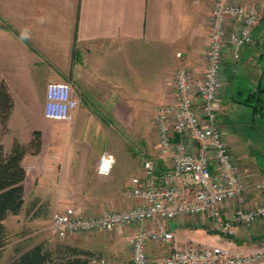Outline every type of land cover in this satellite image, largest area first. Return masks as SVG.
I'll return each mask as SVG.
<instances>
[{
    "label": "crops",
    "instance_id": "crops-1",
    "mask_svg": "<svg viewBox=\"0 0 264 264\" xmlns=\"http://www.w3.org/2000/svg\"><path fill=\"white\" fill-rule=\"evenodd\" d=\"M215 1L0 0V84H7L14 102L1 141L7 151L15 140L28 146L35 131L42 141L39 152L28 150L23 157L24 203L18 214L4 220L7 227L14 229L9 218L19 219L23 212L36 226L66 202L100 212L138 202L126 192L133 177H147L144 161L153 159L157 174L169 165L159 145L156 108L175 100L180 68L205 69ZM235 60L227 55L226 69ZM63 81L71 83L79 104L70 119L48 118L47 86ZM91 126L102 137L89 139ZM126 132L131 138H124ZM105 152L114 155L115 163L109 175L101 176L97 166ZM242 167L247 178L263 181ZM263 196L264 191H255L248 205ZM262 222L237 226L234 236L215 229L203 215H184L171 226L181 245L197 241L248 251L264 244L248 243L252 235L263 236ZM136 230L123 226L92 236L70 235L65 242L100 251L112 264H128ZM41 241L36 236L19 245ZM149 251L158 261L167 256L158 245Z\"/></svg>",
    "mask_w": 264,
    "mask_h": 264
},
{
    "label": "built area",
    "instance_id": "built-area-1",
    "mask_svg": "<svg viewBox=\"0 0 264 264\" xmlns=\"http://www.w3.org/2000/svg\"><path fill=\"white\" fill-rule=\"evenodd\" d=\"M264 16V0H216L209 21L207 64L203 72L188 67L175 77V100L158 105L156 128L162 153L169 165L157 174V164L144 161L146 178L135 176L126 194L138 200L123 210L85 214L74 206L52 215V233L58 237L93 231H113L136 226L131 239L128 264H263L264 244L254 250L187 241L179 243L171 224L184 215H203L215 229L229 236L236 227L251 228L264 221V196L248 205L255 191H264V182H254L243 174L235 160L219 121V98L223 89L227 53L238 59L254 36ZM79 101L68 81L47 86L45 115L70 119ZM115 157L105 152L99 158L97 173L109 175ZM233 207L230 211L228 208ZM162 245L167 256L152 259L150 246ZM89 264H107L93 254Z\"/></svg>",
    "mask_w": 264,
    "mask_h": 264
},
{
    "label": "rangeland",
    "instance_id": "rangeland-1",
    "mask_svg": "<svg viewBox=\"0 0 264 264\" xmlns=\"http://www.w3.org/2000/svg\"><path fill=\"white\" fill-rule=\"evenodd\" d=\"M261 20L260 22L262 23L254 32L253 40L242 49V51L244 50L243 55L241 51L240 57L236 59L237 61L235 60L236 62H229L227 64V69L225 67L227 77L226 80L225 77L223 79L224 83L223 89L220 93L218 111L221 113L219 115L220 124L223 127L226 137L231 145L235 160L237 163L243 162L240 167L244 166L247 172L252 173V175L254 174L258 180L261 179L263 180L261 182H264V115L262 114L263 112L254 113L252 106L242 103L243 98H246L249 93L256 91L259 85H264V16ZM207 54L208 49L206 50V64ZM227 55L232 56V52L229 51ZM154 122L156 125V113ZM96 135L98 137H102L101 133L98 131L95 132L94 127L91 126L88 133L89 139H95ZM124 138H131L130 133L126 132ZM243 174H245V172H243ZM64 206H74L81 210V207L73 202H66ZM81 211L85 214L100 213V211L87 209H83ZM27 218L28 216L25 212H23L21 218L19 217V219L17 216H11L9 218V223L15 226L14 229H10L6 224H4L5 230L0 238V251L2 252L0 264H7L17 255L16 248L19 244L23 243V241H27L28 239L36 236H42L46 245L51 249H55L58 244L66 243V238L70 236L68 235L61 238L52 233V229L50 227L52 222L51 216L47 215L45 221L38 223L36 226H31ZM18 223L21 224L19 228H17ZM262 223H264V221ZM35 232L37 233L34 234ZM100 232L102 231L71 235L92 236ZM29 233H32V235L27 236ZM23 236L27 237L22 239ZM252 236L253 237L250 238L248 243H250L251 240L252 242H257V240L264 241V234L261 237H257L258 239H256L255 235ZM127 245L128 244L122 245L121 251L127 248ZM160 249L163 252L167 250V248L162 245L160 246ZM96 253L104 256L107 264H112V261L108 259L104 253L100 251H96ZM151 258L153 259L152 256Z\"/></svg>",
    "mask_w": 264,
    "mask_h": 264
},
{
    "label": "trees",
    "instance_id": "trees-1",
    "mask_svg": "<svg viewBox=\"0 0 264 264\" xmlns=\"http://www.w3.org/2000/svg\"><path fill=\"white\" fill-rule=\"evenodd\" d=\"M242 103L252 106L254 113L264 115V85L243 98ZM13 97L5 82L0 84V238L5 230L4 220L9 214H18L24 203V180L26 169L22 164L28 150L37 153L41 150V133L34 132L28 146L18 140L7 151L1 141V135L7 129V123L13 108ZM17 255L7 264H89L90 257L96 252L68 243H61L55 249L41 241L32 246L18 245ZM2 252L0 251V260ZM264 264V263H263Z\"/></svg>",
    "mask_w": 264,
    "mask_h": 264
}]
</instances>
